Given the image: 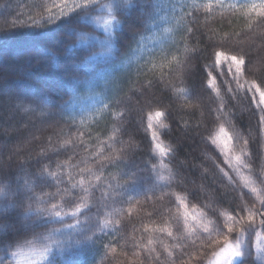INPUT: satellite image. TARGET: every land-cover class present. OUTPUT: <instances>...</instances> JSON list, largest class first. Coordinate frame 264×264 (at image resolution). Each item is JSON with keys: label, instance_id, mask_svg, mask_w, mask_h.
I'll return each mask as SVG.
<instances>
[{"label": "trees", "instance_id": "16d2710c", "mask_svg": "<svg viewBox=\"0 0 264 264\" xmlns=\"http://www.w3.org/2000/svg\"><path fill=\"white\" fill-rule=\"evenodd\" d=\"M236 2L225 0L226 5ZM247 2L240 0V3ZM42 3L51 6L52 0H0V188L3 189L0 192V247L17 234L21 240L33 239L53 226L25 216V208L20 206L25 194V180L36 181L42 165L55 168L57 162L68 161L71 157L70 163L79 167L62 170L64 183L61 187L69 186V173L75 183L81 178L80 168L85 167L82 159L89 158V164L96 167L91 160L97 149L95 137L99 135L106 139L116 127L120 129L118 141L124 142L123 145L117 143L116 147L125 149L119 162L124 174L121 182L135 174L136 184L129 188V194L138 196L139 204L130 216L125 213L120 217L121 231L116 236L97 233L101 239L95 244L67 247L63 253L54 250L47 259L39 256L36 264H49L53 259L57 264H140L141 261L142 264H168L165 244L176 252V264H181V251H192L194 245L185 233L182 216L177 212L173 198L160 199L162 193L187 192L190 203L204 208L213 218L216 211L240 203L239 177L223 163V157L208 136L223 123L237 137L235 151L238 152L243 139H247L250 152L247 159L252 169L256 174L264 169V135L260 132L259 113L243 93H236L233 98V93L228 91L230 86L235 88L231 77L220 75V69H215L213 75L217 79L218 96L207 84L210 69L205 68L214 60L212 49L208 47L209 35H213L216 43L223 44L217 50L245 56L246 79L257 83L264 80V18L256 12L245 17L227 6L215 8L208 17L201 9L187 17L185 22L193 31L186 33L173 19L180 15L181 0H128L127 3L101 0L99 5L85 10L86 14L82 13L71 24L64 23L71 19L65 17L51 25L32 27L33 19L47 16ZM108 4L113 6L119 21L110 26L113 33L110 41L103 23L109 18L103 5ZM53 11L57 9L53 7ZM165 28L172 31L165 33ZM81 31L92 39L81 44L78 38ZM226 34L228 39L222 40ZM140 35L142 42H139ZM182 36L189 49H196L195 53H184ZM105 41L111 44V51L107 50ZM162 49L176 53L186 61L183 85L176 71L167 73L163 79L159 78V73L145 74L143 68L138 71V67L152 57L158 58ZM172 85L187 88L191 93L190 101L176 99ZM141 93L151 97L153 104H145ZM117 97L121 103L116 108L126 111L124 120H114L107 111H101L104 104ZM221 102L225 107L218 113L216 109ZM128 109H131V116L127 115ZM156 109L166 110V117L162 119L168 127L157 131L164 145L173 149L164 157L152 149L151 134L146 131L147 114ZM81 120L85 121L83 128ZM79 133H83L82 142L76 141L75 147L48 150L45 157L40 155L42 149L49 148V138L55 147L69 134L75 137ZM129 144L132 147H128ZM152 163L157 164L163 175L169 173L167 168L159 167L161 163L172 170L174 179L170 187H164V182L158 181L156 173L151 171ZM217 164L229 171L235 183L229 184ZM109 172L116 173V167L112 164L105 167L104 175L111 180ZM244 172L250 174L247 170ZM35 191L55 192L56 188L51 182L41 186V182L36 181ZM243 191L247 193L248 190ZM99 195L96 190L95 196ZM245 200H248L247 195ZM205 205L211 207L205 208ZM121 206L115 205L116 208ZM123 207L126 209L127 205ZM96 211L93 207L92 213ZM68 222L72 221L69 219ZM37 224L41 226L37 227ZM145 225L148 232L144 231ZM166 225L179 240L153 231L157 226ZM68 235V232L62 234V238ZM149 238L157 241L156 252L150 256L142 253L134 258V241L146 244ZM110 240L115 242L117 251L106 254L102 245ZM254 241V235L246 238L252 253L246 264H262L255 259ZM176 243H182L184 248L174 249ZM200 243V240L196 241L197 246ZM42 246V241H35L37 250ZM203 251L210 253L211 249L204 248ZM157 253L160 254L159 261L155 260Z\"/></svg>", "mask_w": 264, "mask_h": 264}, {"label": "snow or ice", "instance_id": "6c2138e0", "mask_svg": "<svg viewBox=\"0 0 264 264\" xmlns=\"http://www.w3.org/2000/svg\"><path fill=\"white\" fill-rule=\"evenodd\" d=\"M128 0H124L127 3ZM101 0H52V5L41 4L47 11V16L41 15L39 19L32 20V27H42L44 25H51L58 21L64 20L65 17H71L70 20H64V23L71 24L82 13L86 14L85 10H91L93 6L99 5ZM71 5V6H69ZM231 8L233 11L241 12L245 17L250 13L256 12L259 17L264 18V0H248L247 3L225 4V0H207V2L198 3L197 0H181L180 15L174 17L176 24L182 28L184 32L191 33L193 29L185 22L187 17L192 16L194 12L204 10L206 16L210 17L215 8L223 9L225 7ZM53 7L57 11H53ZM108 10V17L103 21L105 31L108 33L109 41L113 33L111 25L119 24V21L114 14L113 6L111 4L103 5ZM185 8L188 11H185ZM175 11V8H174ZM22 23V22H21ZM171 28H165L164 32H171ZM79 42L81 44L87 43L91 36L86 32L81 31L78 34ZM184 41L183 51L187 55L190 51L196 52L195 48L189 49L187 40L182 36ZM228 35L222 37V40H227ZM143 36L140 35L142 42ZM107 50L111 51L112 46L108 41ZM212 49L211 55L214 60L211 64H206L205 68L210 69L207 72V84L210 88L217 92L219 96V89L217 88V79L213 75V70L220 69V75L227 74L231 77V82L235 84V88L231 86L228 88L230 93H233L235 98L236 93H243L259 113V127L260 132L264 135V80L257 83L256 80L249 81L245 78L246 72V59L244 55L228 54L225 51L217 50L223 47L222 43H216L214 36L209 35V45ZM186 61L181 60L176 53H169L168 51L161 50L159 57H152L146 63L138 67L146 69L145 74L159 73V78L163 77L170 72L176 71L183 85V77L185 73ZM151 81L148 84L151 85ZM173 95L178 100L185 102L190 101L191 93L183 86L172 85ZM258 94V95H257ZM143 102L148 105L153 104L151 97L141 93ZM139 102V101H138ZM121 103L119 97L112 100L110 103L103 105L101 111H107L114 120H124L126 118V111L116 108ZM224 103L221 102L216 111L222 112L224 110ZM43 111V110H42ZM131 109L127 110V115L131 116ZM166 117V110L161 111L156 109L153 112L149 111L147 114L146 131L151 134L152 149L156 151L161 157L170 154L173 149L170 146H165L160 139V133L157 129L167 128L168 125L164 123L162 118ZM94 119V117H93ZM219 119V116H217ZM154 121L157 123L154 124ZM85 121H80V126L83 128ZM187 122H185V127ZM120 132L119 128L113 127L111 134L106 139L97 135V149L93 153L91 160L96 165L93 167L89 164V158H84L81 163L85 167L80 168L81 178L75 183L71 180V173H69L68 187H61L64 183L63 172L65 168H78L79 165H72L70 163L71 157L68 161L57 162L55 168L51 165H42L36 174V181L41 182V186L51 182L55 186V192H41L35 191L36 181L31 179L25 180V194L24 199L20 206L25 208V216L28 218L35 217L37 221H43L45 225L52 224L53 226L44 233H40L33 239L21 240L19 234L12 236L0 247V264H22V259L25 264H35V261L30 258L38 252L42 259L54 252V250L63 253L67 247L86 245L88 243L95 244L97 240L101 239V235L105 232L109 236H116L121 231L120 217L125 213L131 215L134 207L139 204L138 196L129 194V188L134 187L136 181L133 173L128 179L123 178V170L120 168L119 162L124 155V147L117 148L116 144H124L123 141H118L117 134ZM88 136L91 138L92 133L89 132ZM83 133H79L75 137L69 134L57 146L51 145V138H49V148L42 149L40 155L45 157L48 150H68L76 146V141L82 142ZM236 136L231 134L223 123L218 125V130L208 136V140L218 150L223 157V163L239 177L241 183L240 203L228 209H220L214 213V217L210 216L204 208L196 204H191L189 194H183L175 191L162 193L160 199L165 196L173 198V203L180 213L183 220V227L188 238H192L194 250L181 251L180 259L181 264H246V260L252 255L249 245L246 243V238L254 235L255 259L264 264V169L256 174L248 161L250 152L248 151L249 141L243 139L242 147L239 151H235L234 141ZM128 147H132L131 144ZM107 164H112L116 167L117 172H109L111 176L109 180L105 175V167ZM151 171L155 172L158 181L164 182V187H170L174 174L167 165L161 163L160 168H167L168 175L161 174L157 169V164L150 165ZM219 172L227 179L229 184L235 183L233 176L226 171L225 168L216 165ZM247 170L250 174H245ZM207 171V169H205ZM86 175V178H85ZM247 189V193L243 191ZM99 190L100 195L95 196V191ZM3 189L0 188V192ZM248 200H245V196ZM59 198V200H57ZM151 199V197H149ZM251 201V202H250ZM122 205L116 208L115 205ZM259 204V207H256ZM123 205H127L125 209ZM97 209L96 213H92V208ZM205 208H210L211 205H205ZM103 210V211H102ZM83 217V219H81ZM72 222H68V220ZM59 224L60 226H55ZM40 227V224L36 225ZM144 231L148 232L147 225L144 226ZM153 231L166 234L167 237L173 240H179V237L174 236L173 230L169 226L159 227ZM68 232L67 238H62V234ZM73 232L75 239H73ZM40 240L43 246L40 249L35 248V241ZM200 240L201 243L197 246L196 241ZM157 243L154 239L149 238L145 243L134 241L132 256L134 258L140 257L141 254H148L156 252L154 245ZM115 242L109 241L103 244L106 254L108 252L115 253L117 251L114 246ZM166 252V259L168 264H176V252L170 249L167 244L164 246ZM25 248L28 251H25ZM182 243H176L174 249H183ZM204 248H210L211 252L203 251ZM15 249V250H12ZM127 255V254H125ZM184 257H187L185 260ZM160 254L157 253L155 260L159 261ZM49 264H57L55 259L49 260ZM142 264V261L140 262Z\"/></svg>", "mask_w": 264, "mask_h": 264}, {"label": "rangeland", "instance_id": "374dc122", "mask_svg": "<svg viewBox=\"0 0 264 264\" xmlns=\"http://www.w3.org/2000/svg\"><path fill=\"white\" fill-rule=\"evenodd\" d=\"M254 243H255V241H254ZM253 250H254V253H255L254 244H253ZM30 258L35 261V264L38 262V259H40L39 258V254L31 255ZM22 264H25V261L23 259H22Z\"/></svg>", "mask_w": 264, "mask_h": 264}, {"label": "bare ground", "instance_id": "6f19581e", "mask_svg": "<svg viewBox=\"0 0 264 264\" xmlns=\"http://www.w3.org/2000/svg\"><path fill=\"white\" fill-rule=\"evenodd\" d=\"M255 254V253H254Z\"/></svg>", "mask_w": 264, "mask_h": 264}]
</instances>
